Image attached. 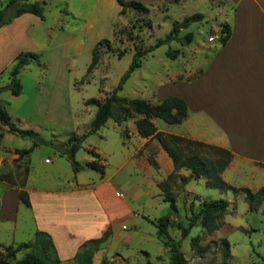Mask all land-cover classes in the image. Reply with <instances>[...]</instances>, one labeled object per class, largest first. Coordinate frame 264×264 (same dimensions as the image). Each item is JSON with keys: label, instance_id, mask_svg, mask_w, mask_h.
Masks as SVG:
<instances>
[{"label": "crops", "instance_id": "obj_1", "mask_svg": "<svg viewBox=\"0 0 264 264\" xmlns=\"http://www.w3.org/2000/svg\"><path fill=\"white\" fill-rule=\"evenodd\" d=\"M223 1L230 6L225 20L230 29L226 43L212 46L211 56L202 69L199 67L192 73L193 79L186 80L187 77L184 79L178 73L173 76L171 85L176 88L173 96L187 104V117L192 119V124L202 126L204 123L211 127L206 133L199 130L186 138L229 149L233 158L222 173L223 180L233 187L255 191L264 184V0ZM43 16L40 19L25 13L0 27V72L19 54L36 56L19 72L21 93L13 96L5 90L9 95L2 105L18 128L33 130L45 140L66 142L85 128L84 124L74 122L71 111L77 58L87 52L91 54L98 38L93 43L91 31L95 26L91 19L76 28L61 20L42 26L44 13ZM30 27H39L42 35L33 37L29 34ZM53 31L57 32L55 39H52ZM135 120L132 129L121 130V135L132 138L134 150H117L113 165L112 153L100 142L96 144L87 138L82 141L81 146L86 144L87 153L101 154L107 160L105 165H112V169H104L101 176L86 172V169L94 170L84 167L85 163L93 161L90 154L75 159L83 167L74 172L65 156L52 155L47 159L42 153L47 145L35 144L0 126V245L16 246L32 240L36 231H43L50 236L60 264H75L73 258L78 249L109 230L106 244L93 254V264L102 260L137 264L140 255H147L143 249L133 257H112L107 253L112 240L129 246L136 236L143 238L146 233L137 229L138 222L152 225L156 236V228L149 220L161 217L152 213L159 202H164L158 184L173 172L172 161L158 142L138 136ZM152 121L154 123V119ZM16 150L29 152L21 156ZM33 150L40 151L37 157H31ZM131 170L146 175L147 182L153 186L147 195L148 204L140 200L137 204L132 194L119 191L118 173L125 175ZM177 174L187 177L189 171L180 169ZM196 181L203 182L189 179L181 184L177 180L173 185L176 201L181 197L183 206L186 203L190 208L196 195L188 191V187ZM20 191L27 193L28 207L19 201ZM144 206L149 211L144 215L137 213ZM175 207L177 210L176 202ZM169 216L170 227L178 223ZM168 251L162 247L160 253Z\"/></svg>", "mask_w": 264, "mask_h": 264}, {"label": "rangeland", "instance_id": "obj_2", "mask_svg": "<svg viewBox=\"0 0 264 264\" xmlns=\"http://www.w3.org/2000/svg\"><path fill=\"white\" fill-rule=\"evenodd\" d=\"M44 1L30 0V2L42 4L45 14V23L42 26H48L53 20H61L67 21L76 28L77 25L81 26L87 19H91L95 26V29L91 31L93 43L97 38L98 41L101 39L108 40L98 46L101 59L88 76L85 74L91 60L90 52L77 58L76 69L73 72V74L76 73V76L74 75L75 78L72 79L74 84L71 89V111L74 122L85 125V128L80 130L79 135H85L84 139L87 138L96 144L100 142L106 151L112 153V165L115 163L114 157L116 158L117 150L120 148L129 152L134 150L132 138L121 135V130L132 129L135 117L123 120L117 126H115L116 123H113V119L109 118L107 123L98 130L91 131V122L96 106L94 104L86 105L85 100L90 98L102 100L112 92L119 84L123 74L128 70L135 48L142 51L153 46L157 39L165 38L173 23H179L185 17L199 13L202 15V19L189 23L186 29H180L177 40L163 43L141 57L140 66L130 74L118 92V96L123 98H139L152 103H157L164 96L175 95L176 88L171 85L173 76L180 73L182 78L187 77L186 80H191L193 79L192 73L199 67L203 68L206 59L211 56L212 46L220 44V37L223 35L221 29L226 24L225 20L230 11V6H227L223 0H133L142 4L147 11L141 12L126 8L122 13L120 12L123 8L116 0ZM65 2L66 4H64ZM6 3L7 0H0V8H3ZM75 32L84 34L82 31L76 30ZM187 33L192 34V41L182 45L180 40ZM29 34L35 38L42 35L39 27H30ZM56 34V31L52 32V39H55ZM209 37H213V40L209 41ZM169 50H178L179 53L171 59L166 55ZM119 54L122 55L119 56ZM13 64L14 62L7 66L3 72H0V85L9 83L8 74ZM73 74L71 73V76ZM8 95L7 91L0 94L1 104H4ZM116 111L117 106L115 105L112 113L115 114ZM154 124L158 131L182 137L195 135L199 130L206 133V129L211 128L208 125L205 126L204 123L202 126H195L192 124V119L188 117L177 125H168L160 119H154ZM41 138L45 144L39 143V145H47L42 150L45 158L51 159L52 155L55 157L65 156L63 152L67 144L63 147L54 146L53 141L68 143L70 142L69 139L62 142L55 139L45 140L42 136ZM86 148V144L83 143L75 153L74 159L79 160L82 154H90L96 163L99 159H105L101 154L87 153ZM39 152L33 150L30 155L37 157ZM104 161L107 162L106 159ZM111 164L102 166L103 170L112 169ZM86 170V172H95L98 176L102 175L97 170ZM119 174L117 175V178L121 179L119 191L132 194L137 204H140V201L148 204L147 195L152 192L153 186L147 182V176L132 170L125 175L122 172L120 174L122 177ZM125 186L130 188L127 189ZM136 187L139 189L136 190ZM188 188V191H192L196 195L190 208L187 207L186 203L183 206L182 198L178 197L176 201L177 210L170 211L168 203L164 201L163 203L159 202L152 213L157 217L166 214L172 215L179 224L186 227L191 213L198 212L199 204L203 200L222 199L229 202L226 213L221 217L219 228L212 233H206L197 224L190 230L188 236L182 238L180 231L176 228L177 223L170 227V237L180 243V249L189 264H220L224 259L227 264H264V204L260 206L257 212H249L244 199L241 196L235 197L231 190L219 192L216 189L205 187L202 181H196ZM140 209L137 210V213L141 215L149 211L146 206ZM137 224H139L137 229L145 231L146 235L140 239L136 236L129 246L112 240L107 252L108 256L121 255L126 257L129 255L133 257L139 249H143L148 254L140 255L137 264H168L170 253L169 251L166 254L160 253L163 246L157 241L153 226L142 221ZM223 239L228 242L227 255H225ZM3 254L5 255L2 253L0 257L2 262L14 264L16 260L24 256L25 250L17 252L14 258H5Z\"/></svg>", "mask_w": 264, "mask_h": 264}, {"label": "trees", "instance_id": "obj_3", "mask_svg": "<svg viewBox=\"0 0 264 264\" xmlns=\"http://www.w3.org/2000/svg\"><path fill=\"white\" fill-rule=\"evenodd\" d=\"M117 3L122 6V11L126 8H132L141 12H146L147 9L140 3L133 0H117ZM33 14L40 19H43L42 4L30 2L28 0H7V3L0 8V27L9 24L12 19L25 14ZM202 15L199 13L185 17L181 22H175L172 25L170 32L163 39H157L153 46H149L145 50L135 48L132 61L128 70L123 74L119 84L109 93L104 99L99 100L90 98L85 100V104H94L96 111L93 121L91 122V131H96L102 127L105 122L112 118L116 124L128 118H136L135 127L136 133L142 138L155 139L161 148L166 152L173 165V172L167 178L158 184V188L163 196V200L168 203L170 211H175L176 194L173 190V185L177 180L181 184H185L189 179L203 180L204 186L210 189H216L219 192L231 190L234 196L242 195L247 204L249 212H257L261 205L264 204V184L257 190L252 191L248 188H236L226 183L222 178L223 171L230 164L233 154L229 149L216 146L213 144L204 143L190 138L165 134L157 130L153 123V119H160L168 125H177L182 123L188 116V107L185 101L177 96L169 95L157 103H152L148 100L134 98H123L118 96L122 84L128 79L130 74L140 66L141 57L151 52L154 48L172 40H177V34L180 29H186L191 22L199 21ZM222 36L220 44L223 46L230 36V29L227 24H224L221 29ZM108 40H99L91 51L90 63L87 67L85 76H88L100 61L98 46ZM192 41V34L187 33L180 40L181 44H189ZM179 53L178 50H169L167 56L174 58ZM122 54H119L121 56ZM36 59L35 55L19 54L15 60L12 69L8 74L9 83L6 86H0L2 91H9L11 95L17 96L21 93L22 85L19 79L20 70L30 61ZM117 106L115 114L112 113L113 106ZM0 126L6 127L8 131L21 138H28L34 141L35 144L45 141L41 136L30 129H20L12 123L9 114L4 106L0 103ZM85 135L71 136L70 143L65 146L64 154L72 166L74 172L78 171L83 166L75 161L74 155L81 146ZM50 143V142H49ZM19 155H24L29 150H16ZM84 167L100 171L103 174L102 166L96 162H88ZM264 167V165H263ZM185 169L189 171L187 177L180 176L177 171ZM26 170L24 172L25 178ZM19 201L26 207L29 206L27 193L20 191L18 193ZM229 207V202L217 200H203L199 204L198 212L191 213L188 218L186 227L177 223L176 228L180 231L181 237L189 235L190 230L200 225L206 233H212L220 226L221 217L226 213ZM156 228V238L160 244L169 249L168 264H189L183 252L180 249V243L172 239L169 235L170 216L166 214L155 221H150ZM109 230L102 234L101 237L86 241L74 255L75 264H93L92 257L95 251L102 248L109 238ZM194 241V240H193ZM225 245V255L228 253V242L223 239ZM0 257L5 253V258H14L19 251H24V256L16 260L14 264H60L56 256V250L50 236L43 231H36L32 240L20 243L16 246L0 245ZM0 264H6L0 259ZM99 264H112L106 260H102ZM220 264H227L225 259Z\"/></svg>", "mask_w": 264, "mask_h": 264}, {"label": "built area", "instance_id": "obj_4", "mask_svg": "<svg viewBox=\"0 0 264 264\" xmlns=\"http://www.w3.org/2000/svg\"><path fill=\"white\" fill-rule=\"evenodd\" d=\"M208 40H209V41H212V40H213V37H209ZM104 160H105V159H99V160H98V164H99L100 166H104V165L106 164ZM46 162H48V160H46Z\"/></svg>", "mask_w": 264, "mask_h": 264}, {"label": "water", "instance_id": "obj_5", "mask_svg": "<svg viewBox=\"0 0 264 264\" xmlns=\"http://www.w3.org/2000/svg\"><path fill=\"white\" fill-rule=\"evenodd\" d=\"M70 142L68 143H61V142H57V141H53V145L54 146H59V147H63L65 144H69Z\"/></svg>", "mask_w": 264, "mask_h": 264}]
</instances>
